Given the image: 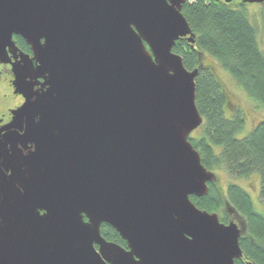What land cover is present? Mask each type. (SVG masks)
Returning <instances> with one entry per match:
<instances>
[{
    "label": "water",
    "instance_id": "1",
    "mask_svg": "<svg viewBox=\"0 0 264 264\" xmlns=\"http://www.w3.org/2000/svg\"><path fill=\"white\" fill-rule=\"evenodd\" d=\"M188 1L0 0V62L25 99L0 142V264L243 258L238 224L191 200L216 178L190 142L200 68L173 52L194 49Z\"/></svg>",
    "mask_w": 264,
    "mask_h": 264
},
{
    "label": "trees",
    "instance_id": "2",
    "mask_svg": "<svg viewBox=\"0 0 264 264\" xmlns=\"http://www.w3.org/2000/svg\"><path fill=\"white\" fill-rule=\"evenodd\" d=\"M248 8V4L240 1L226 4L189 0L182 13L195 35L194 49L183 39L177 42L173 52L183 58L189 71L200 68L196 79V106L204 123L198 130L199 135L191 136L190 142L201 155L202 164L210 172L223 169L237 178L257 175L264 200V118L249 135L238 138L247 122L246 113L229 101V91L216 69L202 63V56L214 59L229 73L256 112L264 114V50L258 26L264 27V9L258 23L251 20ZM15 41L21 51L31 54L23 39L15 37ZM191 200L208 213L220 212L227 204L239 212L247 222L249 233L248 238L240 240L243 255L249 263L264 264V216L255 210L246 190L230 184L223 195L214 183H209L207 196ZM221 222L227 223V220L221 218ZM101 233L107 241L126 248V243L111 227L104 225ZM235 264L245 263L237 260Z\"/></svg>",
    "mask_w": 264,
    "mask_h": 264
},
{
    "label": "rangeland",
    "instance_id": "3",
    "mask_svg": "<svg viewBox=\"0 0 264 264\" xmlns=\"http://www.w3.org/2000/svg\"><path fill=\"white\" fill-rule=\"evenodd\" d=\"M248 6H249L248 12H249L251 20L254 22V19H255V21H257L259 23L261 21L260 14L262 13V9H264V4H259V5L255 4V5H248ZM258 26L260 28V40H261L260 45L264 50V27L261 24H258ZM202 63L204 65L210 64L216 69L219 77L221 78L224 85L226 86V88L229 91V94H230V100L229 101L234 106H238L239 108H241L242 110L245 111L246 116H247V122H246V125H245L243 131H241L237 137L240 139L246 137L247 135H249L252 132L254 126L257 125L264 118V114L256 112L251 101H249L247 99V97L237 88V86L235 85V83L231 79L229 73L226 72L225 70L221 69V67L217 64V62L214 59H212L208 55H205V56H202ZM0 84L4 85L5 82L0 81ZM7 95H8V92H6L5 90H3L0 87V108L2 107L3 100H5ZM10 105H8V106H10ZM199 132L200 131L197 130L196 132H194L192 134V136L196 137L197 135H199ZM217 150L219 151L220 149H217ZM212 173L215 174V178H216L215 183H214V187H216L217 190H219L223 195H225L226 190L230 184H234V185H238V186L242 187L250 195V197L253 201L255 210L258 213H260L262 216H264V200L261 198L260 179L257 175H252L248 178L242 179V178L230 176L223 169L212 171ZM224 209H226V206H224L220 210V212H217L214 214H217L219 217H223ZM240 216H239L240 217L239 221H236V224H238L239 228H241V225L243 224L245 226L244 228H245V232L247 234V231H248L247 222L244 219V217H242V215H240Z\"/></svg>",
    "mask_w": 264,
    "mask_h": 264
},
{
    "label": "flooded vegetation",
    "instance_id": "4",
    "mask_svg": "<svg viewBox=\"0 0 264 264\" xmlns=\"http://www.w3.org/2000/svg\"><path fill=\"white\" fill-rule=\"evenodd\" d=\"M234 1H237V0H234ZM14 40H15V38H14ZM16 45H17V42H16ZM17 47H18V45H17ZM19 50H20V48H19ZM21 52H23V51H21ZM31 54H32V52H31ZM10 58H11V61L14 63L15 60L13 59V57L11 56ZM0 81L5 82L4 85L0 84V87L3 90H5L6 92H8V95L5 98V100H3V105L0 108V142H2L4 136L7 134V131H6L7 126H9L13 121V112L16 111L17 109H19L25 103V99L23 98V96L15 93V88L13 87L14 74L12 72L11 64H2L0 62ZM8 105H10V106H8ZM20 134L22 135L23 132H20ZM212 183H215V182H212ZM260 194H261V186H260ZM240 215L241 214L239 212L235 211V209L230 207V205L228 206V204H227L226 209H224V211H223V217H220V221H221V218H225L227 220V223H223L225 225H228L231 222L236 223V221H239V218L241 217ZM106 226H108V225H106ZM244 227L245 226L242 224L241 228H242L243 232H242V237L240 240L249 237V233L246 230L247 231V234H246ZM111 243H113V242H111ZM123 248L127 249V245H126V248L125 247H123ZM96 249L98 250V247H96ZM241 261L245 264H249V260L245 256H243Z\"/></svg>",
    "mask_w": 264,
    "mask_h": 264
}]
</instances>
